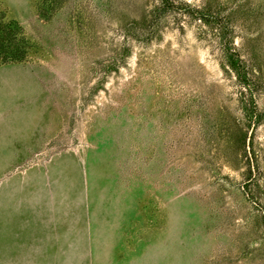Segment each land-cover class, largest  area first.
Instances as JSON below:
<instances>
[{"label":"rangeland","instance_id":"obj_1","mask_svg":"<svg viewBox=\"0 0 264 264\" xmlns=\"http://www.w3.org/2000/svg\"><path fill=\"white\" fill-rule=\"evenodd\" d=\"M0 13V264H264V0Z\"/></svg>","mask_w":264,"mask_h":264},{"label":"trees","instance_id":"obj_2","mask_svg":"<svg viewBox=\"0 0 264 264\" xmlns=\"http://www.w3.org/2000/svg\"><path fill=\"white\" fill-rule=\"evenodd\" d=\"M17 21L6 19L0 13V63L26 58L25 39Z\"/></svg>","mask_w":264,"mask_h":264}]
</instances>
